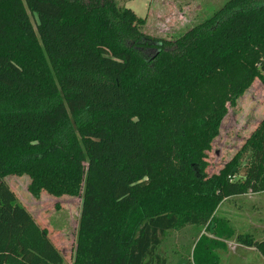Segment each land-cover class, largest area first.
<instances>
[{
	"label": "trees",
	"instance_id": "trees-1",
	"mask_svg": "<svg viewBox=\"0 0 264 264\" xmlns=\"http://www.w3.org/2000/svg\"><path fill=\"white\" fill-rule=\"evenodd\" d=\"M145 24L118 0H0V264L65 263L8 177L81 198L73 264H166L168 233L212 224L195 261L219 264L234 234L219 206L264 193V119L207 172L228 105L264 84V0H230L174 42Z\"/></svg>",
	"mask_w": 264,
	"mask_h": 264
},
{
	"label": "rangeland",
	"instance_id": "rangeland-1",
	"mask_svg": "<svg viewBox=\"0 0 264 264\" xmlns=\"http://www.w3.org/2000/svg\"><path fill=\"white\" fill-rule=\"evenodd\" d=\"M230 0H118L139 18L145 19L142 32L159 39L176 41L193 27L210 19ZM34 28L37 19L29 12ZM264 119V84L257 79L250 88L228 105L219 137L208 153V175L218 174L245 146ZM243 160L240 177L245 175ZM18 202L32 215L37 225L46 229L54 245L65 259L73 264L81 216V198H55L42 192L33 196L28 187L30 179L8 177L5 179ZM216 217L225 220L233 237L219 240L213 246V262L219 264H264V254L257 247L264 244V193L234 197L224 201ZM216 224H214L215 233ZM206 228L188 227L180 232H170L162 240L158 254L166 264H196L195 250L202 237L215 240ZM255 243L253 247L244 242Z\"/></svg>",
	"mask_w": 264,
	"mask_h": 264
},
{
	"label": "water",
	"instance_id": "water-1",
	"mask_svg": "<svg viewBox=\"0 0 264 264\" xmlns=\"http://www.w3.org/2000/svg\"><path fill=\"white\" fill-rule=\"evenodd\" d=\"M213 228H214V224H212V225H211V234H213V233H214V230H213ZM180 264H186V263L182 261Z\"/></svg>",
	"mask_w": 264,
	"mask_h": 264
},
{
	"label": "crops",
	"instance_id": "crops-1",
	"mask_svg": "<svg viewBox=\"0 0 264 264\" xmlns=\"http://www.w3.org/2000/svg\"><path fill=\"white\" fill-rule=\"evenodd\" d=\"M126 6V5H125Z\"/></svg>",
	"mask_w": 264,
	"mask_h": 264
}]
</instances>
